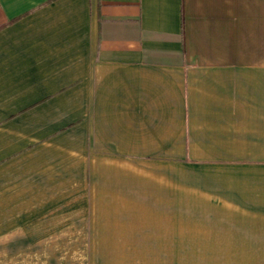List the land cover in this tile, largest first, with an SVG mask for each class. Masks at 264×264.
Here are the masks:
<instances>
[{
  "label": "crops",
  "instance_id": "obj_1",
  "mask_svg": "<svg viewBox=\"0 0 264 264\" xmlns=\"http://www.w3.org/2000/svg\"><path fill=\"white\" fill-rule=\"evenodd\" d=\"M71 241L264 264V0H0V264Z\"/></svg>",
  "mask_w": 264,
  "mask_h": 264
},
{
  "label": "rangeland",
  "instance_id": "obj_2",
  "mask_svg": "<svg viewBox=\"0 0 264 264\" xmlns=\"http://www.w3.org/2000/svg\"><path fill=\"white\" fill-rule=\"evenodd\" d=\"M76 229L71 228V234H75ZM71 238L73 239V236ZM173 250V243L71 241L69 244H64L62 257L23 259L21 262L22 264H225V260L216 259H174ZM157 251L166 257L147 258L154 253L157 254Z\"/></svg>",
  "mask_w": 264,
  "mask_h": 264
}]
</instances>
